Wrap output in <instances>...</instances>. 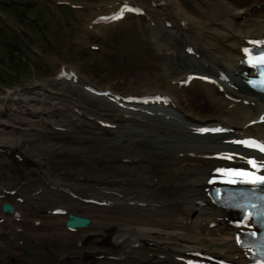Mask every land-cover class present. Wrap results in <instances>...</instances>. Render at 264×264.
Instances as JSON below:
<instances>
[{"label": "bare ground", "instance_id": "bare-ground-1", "mask_svg": "<svg viewBox=\"0 0 264 264\" xmlns=\"http://www.w3.org/2000/svg\"><path fill=\"white\" fill-rule=\"evenodd\" d=\"M140 1L139 7L153 11L146 27L154 52L144 56L150 72L122 82L121 91L112 89L109 95L118 96L114 103L102 99V108L90 105L86 98L92 94L84 87L91 84L76 71V82L56 76L25 88L40 106L51 103L50 94L72 100L68 107L74 114L68 116L76 127L48 122L71 134L45 132L40 142L8 136L33 161L52 155L61 181L45 182L69 194L65 200L27 193L26 216L11 236L13 251L28 245L29 257L36 251L44 264H184L194 254L245 264V253L234 242L233 216L215 209L205 190L212 170L228 164L212 157L233 150L226 139L264 138V122L248 124L259 116L264 120V99L249 95L235 77L245 40H264V0ZM191 73L207 76V82L192 79L181 86ZM221 73L230 77L228 83L219 80ZM131 91L160 93L167 106L123 102ZM103 122L109 128H102ZM203 125H221L228 133L195 134ZM42 205L53 209L50 217L39 214ZM57 208L66 212L54 214ZM69 212L90 218L89 226L67 230ZM26 221L46 227H26ZM22 238L28 242L21 244Z\"/></svg>", "mask_w": 264, "mask_h": 264}, {"label": "rangeland", "instance_id": "rangeland-1", "mask_svg": "<svg viewBox=\"0 0 264 264\" xmlns=\"http://www.w3.org/2000/svg\"><path fill=\"white\" fill-rule=\"evenodd\" d=\"M1 1L5 0H0V2ZM17 1L21 3V1ZM27 6H29L27 3H23L22 6L18 8L16 4H12L9 10L14 20L19 21L21 19V21L25 24L26 29L29 30V33L34 37L36 41L35 42L33 40L34 44L56 54H61L65 51L73 58V61L80 67V69L86 72L89 76H99L102 78L103 81H106L107 79L117 74L126 75L130 72H134L137 68L141 66L142 62L134 56V53L132 52L129 44V41L134 38L132 34L123 33L119 34V36L111 35L109 37V40L114 43L118 49L122 51L121 56L97 57L93 54L86 55L77 51V49H70L69 51H66V48L63 47V45L65 44L64 36H62L61 41H58L59 37L51 29V22L47 16L43 15V13L40 11H31L27 15L21 14L28 9L26 8V10H23L24 7ZM2 33H4L5 35H3ZM0 37L6 39V43L0 44V57L7 60L9 64L13 66V62L9 59L11 58V56H9L10 48L11 46L14 47L13 38L6 31L2 32L1 30ZM14 37L17 38L16 35H14ZM101 45H106V43L101 42ZM124 49H127L129 51V54L131 56L130 60L126 59L123 56ZM24 53H27V51L22 49L20 51V54ZM94 57L96 59H93ZM61 58L67 60L65 56ZM32 59V56H30L29 60ZM33 63L37 65V69L39 70V72L42 73V75L50 71V69H48L44 64H39L38 60ZM18 67H21V65L19 64ZM22 68H25V66H23ZM26 70L27 69H24V71ZM27 75H29V73L25 74L24 76H19L18 78H13L10 74H0V84H18L20 83L22 78Z\"/></svg>", "mask_w": 264, "mask_h": 264}, {"label": "snow or ice", "instance_id": "snow-or-ice-1", "mask_svg": "<svg viewBox=\"0 0 264 264\" xmlns=\"http://www.w3.org/2000/svg\"><path fill=\"white\" fill-rule=\"evenodd\" d=\"M254 44H264V41H255ZM245 53L249 52V49L245 48L243 50ZM261 62L264 63V55H261L259 57H249L248 62L249 63H255V62ZM198 131L204 132L209 131L208 129H199ZM212 131H218V129H212ZM236 143H241L249 147L258 148L260 151H264V143L258 142L256 140H243V141H236ZM229 159L232 158L231 154L228 155ZM248 163L253 166V168L257 167V162L255 160H248ZM217 172H224L227 175L231 176H237V177H245L250 179L253 183H264V176L256 175L255 173L251 171H247L245 169H216ZM231 182H235V180H232Z\"/></svg>", "mask_w": 264, "mask_h": 264}]
</instances>
